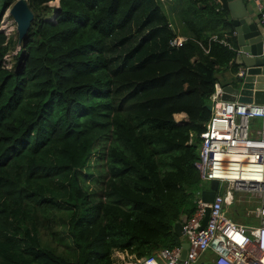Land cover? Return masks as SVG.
Here are the masks:
<instances>
[{"label": "trees", "instance_id": "trees-1", "mask_svg": "<svg viewBox=\"0 0 264 264\" xmlns=\"http://www.w3.org/2000/svg\"><path fill=\"white\" fill-rule=\"evenodd\" d=\"M49 1L28 0L11 69L17 38L0 30V264H113L116 250L181 245L173 225L202 191L194 161L217 72L236 70L219 40L235 46L227 0H182L179 45L154 0ZM135 22L151 31L109 58Z\"/></svg>", "mask_w": 264, "mask_h": 264}, {"label": "built area", "instance_id": "built-area-1", "mask_svg": "<svg viewBox=\"0 0 264 264\" xmlns=\"http://www.w3.org/2000/svg\"><path fill=\"white\" fill-rule=\"evenodd\" d=\"M13 23L6 8L0 19V30L6 39L14 35ZM259 23L264 25V11ZM212 37L218 39L216 35ZM182 40L174 36L169 43L179 45ZM219 40L234 49L228 41ZM16 50L15 45L5 53L3 67L13 68ZM242 72L239 69L238 73ZM222 93L223 85L216 81L211 94V116L200 133L194 161L200 178L217 179L218 185L211 201L202 199L200 192L194 210L182 221V240L188 243L184 256L183 246L178 244L154 249L150 255L135 257L125 264H264V102L229 100ZM254 117H261L258 128L253 127ZM236 189L251 191L258 198L259 203L250 212L255 224L238 222L227 214L226 206L233 201ZM207 206V219L202 225Z\"/></svg>", "mask_w": 264, "mask_h": 264}, {"label": "water", "instance_id": "water-1", "mask_svg": "<svg viewBox=\"0 0 264 264\" xmlns=\"http://www.w3.org/2000/svg\"><path fill=\"white\" fill-rule=\"evenodd\" d=\"M8 12L15 21L16 47L19 49L34 13L28 0H14L8 6ZM232 23L236 35L235 46H233L235 55L232 60L236 64V70L231 71L230 81L223 84L222 97L242 102H264V25L252 21L248 15H243V13L233 17ZM239 69L243 70L242 74L238 73ZM208 107L211 109V104ZM209 181V186L201 191L202 199L205 201L212 200L218 185L217 179ZM208 210L207 206L202 225L207 219ZM186 217L187 215L183 214L173 225V230L179 236L183 234L182 221ZM182 246V256H184L188 246L187 241H182Z\"/></svg>", "mask_w": 264, "mask_h": 264}, {"label": "rangeland", "instance_id": "rangeland-1", "mask_svg": "<svg viewBox=\"0 0 264 264\" xmlns=\"http://www.w3.org/2000/svg\"><path fill=\"white\" fill-rule=\"evenodd\" d=\"M51 2H55V0H51ZM173 26H174L173 30L175 32L182 33L183 31H187L186 27L181 22L180 18L174 20ZM150 31H151L150 28L149 29L147 27L144 28L137 22L133 23V25L126 28L125 30L120 32L118 35H113V37L109 41H107L106 43L107 56L109 58H113L116 56H120V57L123 56L126 52L129 51L130 48L133 49L137 45V42L143 36L147 35ZM13 32H14V35H16L15 23H13V26H12V33ZM229 78H231V73H230ZM177 119L179 120L178 117ZM253 122H254L253 124L254 128L260 127L261 117H254ZM103 158L104 157L101 158L102 164H103ZM102 164H99V162L97 161L96 163L92 165L93 176H91V178L88 180L89 181L88 185L92 189H100L102 186L101 184L102 178L101 179L99 178V175H102V172L104 169V166ZM209 183H210L209 179L200 180V186L202 189H206L209 186ZM219 190L221 192L223 191L221 187L219 188ZM258 203H259L258 198L255 197L251 193V191L236 189V190H233V201L227 204L226 206V212L232 219L238 222L255 224L256 219L253 216V214H250V212L252 209L255 208V206ZM180 237L181 239L185 240L184 236H180ZM60 244L63 245L62 242H60ZM113 257H114V262H117V264H125L127 261L135 259L134 254L128 253L127 251H122V250L118 252L114 251Z\"/></svg>", "mask_w": 264, "mask_h": 264}, {"label": "crops", "instance_id": "crops-1", "mask_svg": "<svg viewBox=\"0 0 264 264\" xmlns=\"http://www.w3.org/2000/svg\"><path fill=\"white\" fill-rule=\"evenodd\" d=\"M55 2L58 3V0H55ZM154 3L164 13L165 18L170 23L172 28H174L173 24L175 19L180 18L181 22L183 23L180 13L182 0H154ZM227 8L229 10L231 19L243 13V15L244 14L248 15L252 19V21L259 23L261 11H264V0H227ZM186 29L187 31H183L182 33H178L174 31L175 32L174 36H179L185 39L187 36L191 35L189 29L187 27ZM235 40H236V35H235ZM230 73H231L230 66L221 69L219 72H217L218 81L222 83V85L229 82ZM175 116H177L179 120H182L186 117V114L184 112H176ZM177 117H175L176 120H178ZM208 253L209 252H207L203 256V259L208 256Z\"/></svg>", "mask_w": 264, "mask_h": 264}, {"label": "clouds", "instance_id": "clouds-1", "mask_svg": "<svg viewBox=\"0 0 264 264\" xmlns=\"http://www.w3.org/2000/svg\"><path fill=\"white\" fill-rule=\"evenodd\" d=\"M58 4V3H57ZM8 8V7H7ZM16 38H17V35H16Z\"/></svg>", "mask_w": 264, "mask_h": 264}]
</instances>
